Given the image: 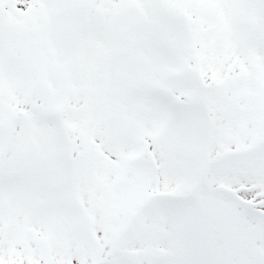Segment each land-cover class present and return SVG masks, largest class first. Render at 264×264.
<instances>
[{"label":"snow or ice","instance_id":"snow-or-ice-1","mask_svg":"<svg viewBox=\"0 0 264 264\" xmlns=\"http://www.w3.org/2000/svg\"><path fill=\"white\" fill-rule=\"evenodd\" d=\"M0 264H264V0H0Z\"/></svg>","mask_w":264,"mask_h":264}]
</instances>
